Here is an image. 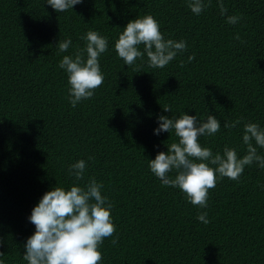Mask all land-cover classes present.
Instances as JSON below:
<instances>
[{"label":"trees","instance_id":"obj_1","mask_svg":"<svg viewBox=\"0 0 264 264\" xmlns=\"http://www.w3.org/2000/svg\"><path fill=\"white\" fill-rule=\"evenodd\" d=\"M46 2L0 0V261L27 264L25 244L35 232L28 218L47 191L94 178L116 227L99 248L100 264H264V169L253 163L239 181L218 179L200 208L148 167L178 142L174 132L154 135L158 117L182 113L220 121V132L199 138L202 147L246 154L244 125L264 128V0H223L224 16L217 0L199 16L189 0H82L63 13ZM145 15L165 40L187 44L163 69L150 68L146 55L127 66L114 49L126 25ZM233 15L240 21L228 24ZM90 30L108 39L104 83L73 107L59 62L86 47ZM257 152L264 156V148ZM80 160L87 166L76 181L69 168ZM202 212L207 225L197 220Z\"/></svg>","mask_w":264,"mask_h":264},{"label":"clouds","instance_id":"obj_2","mask_svg":"<svg viewBox=\"0 0 264 264\" xmlns=\"http://www.w3.org/2000/svg\"><path fill=\"white\" fill-rule=\"evenodd\" d=\"M81 2L47 0L46 3L54 11L63 13ZM217 5L221 16H224L227 8L223 0H217ZM208 6L210 0L209 4H205L204 0L188 2V8L197 16ZM240 19L239 15L228 16L226 22L235 25ZM83 39L86 41L84 49L77 50L74 56L65 55L59 62V67L67 73L73 107L82 100L92 98L95 90L104 83L100 57L108 50V39L91 30ZM234 39L239 40V34ZM71 44L70 38L60 42L59 51L66 52ZM140 45H143V51ZM114 49L127 66L134 65L146 55L150 68L163 69L178 54L187 50V44L184 40H165L157 20L152 15H145L126 25ZM194 59V55L189 56L188 62ZM180 66H184L183 61ZM163 111L171 113L172 107L165 105ZM240 122H226L224 128H234ZM157 123L159 126L154 135L174 132L178 142L171 143L167 152H159L154 160L148 161V167L162 185L181 190L193 206L207 207L209 190L216 187L218 179L239 181L245 167L253 163L264 169V156L257 152V147L264 148V128L259 124L244 125L242 141L246 145V154L240 158L237 150L227 145L221 154L213 153L211 148L202 147L199 143L200 137L213 136L221 131L220 121L213 115H208L204 122L197 116L184 113L178 119L160 116ZM86 166L84 160L76 162L70 166L69 175L74 176L76 181H82ZM172 171L176 172L175 178L169 176ZM102 188V183L89 178L83 187L71 186L65 190L55 186L47 191L28 218L35 226V232L26 241L22 259L27 264H100L102 253L99 248L105 238L112 237L116 232L111 217L113 205L102 195ZM197 220L205 225L210 222L207 212L200 213ZM112 243L116 244L117 239H113Z\"/></svg>","mask_w":264,"mask_h":264}]
</instances>
